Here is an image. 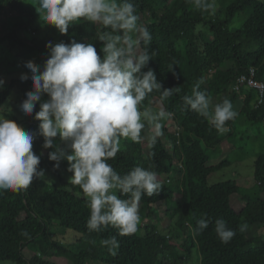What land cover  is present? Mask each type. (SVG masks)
<instances>
[{
    "label": "trees",
    "instance_id": "16d2710c",
    "mask_svg": "<svg viewBox=\"0 0 264 264\" xmlns=\"http://www.w3.org/2000/svg\"><path fill=\"white\" fill-rule=\"evenodd\" d=\"M219 1L221 4L217 5ZM131 2L140 18L138 23L152 35V59L142 71L154 70L163 89L177 88L164 101L160 100V92L154 90L141 110L163 108L174 115L173 121H162L160 131L165 139L158 137L152 145L148 137L153 127L146 126L141 143L122 138L120 151L108 163L121 175L137 165L156 172L161 192L142 196L138 232L120 236L112 226L99 232L89 231L88 198L70 181L64 188L53 181L34 178L27 189L0 191V263L59 264L54 258H60L68 264H264V152L255 160L251 187H245L242 177L210 183L211 177L232 164L229 157H219L223 140L228 134L231 139L234 137L230 129L236 117L217 130L207 118L186 110L183 103V97L191 95L195 84L202 80L200 90H206L211 101L216 100L212 108L228 99L235 110L242 95L233 88L237 79L255 68L256 79L264 81V0H215L214 15L196 9L190 0ZM35 12L23 0H0V46H8L19 56L37 54L42 60L37 65L41 67L49 57L48 42L93 43L98 55L103 56L102 42L96 36L98 26L83 19L70 26L67 34L59 32L58 41L57 32L54 37H27L24 30L36 21ZM242 12L246 19L241 27L233 29L232 23ZM2 17L5 21H1ZM139 48L143 50V43ZM18 81L13 79L0 89V111ZM19 82L23 86V102L33 85L31 79ZM241 92L246 97L239 115L250 122L264 121V102L257 106L259 91L245 87ZM43 96L49 99L47 94ZM39 105L40 102L27 118L9 110L4 112L7 119L34 134L32 150L41 158L38 167L62 179L61 172L68 170L69 162L62 161L56 169V162L49 160L55 147L43 148L40 121L35 119ZM167 124L174 128L170 133ZM56 140L55 144L62 143L59 136ZM165 218H169L166 227L146 222L157 219L161 223ZM202 218L211 221L209 227L194 236L193 229ZM216 219L226 221L236 233L227 244L214 230ZM245 224L246 230L240 231ZM54 226L61 227L64 234L53 233ZM25 231L28 236L22 235ZM67 233H71L76 249L65 245ZM112 236L120 245L115 256L101 244Z\"/></svg>",
    "mask_w": 264,
    "mask_h": 264
},
{
    "label": "clouds",
    "instance_id": "9594fccd",
    "mask_svg": "<svg viewBox=\"0 0 264 264\" xmlns=\"http://www.w3.org/2000/svg\"><path fill=\"white\" fill-rule=\"evenodd\" d=\"M190 2L202 12L215 14V0ZM37 11L44 23L61 34H67L69 27L82 19L98 26L96 36L102 42L103 56L98 55L93 43L48 42L49 57L43 67L31 60L25 64L30 76L21 74L20 79H31L33 90L26 93L20 109L31 115L42 96L48 95L49 99L40 103L35 114L40 121L39 134L44 137L43 148L55 147L49 160L56 162V169L62 161L69 162L68 171L73 173L70 183L79 186L88 198L89 231L99 232L112 226L120 236L135 234L141 223L142 196L160 193L162 184L154 171L137 165L121 175L108 160L117 156L122 138L141 143L146 126L157 130L148 137L152 145L157 142L162 135V121L170 119L173 113L163 108L141 110V105L154 90L160 92V100L164 101L177 88L163 89L154 70L142 71L152 59V35L138 23L140 18L131 0H39ZM201 83L202 80L195 84L191 95L183 97L184 107L222 130L238 113L228 99L210 110L211 97L206 90H200ZM4 84L0 79V88ZM239 99L244 105V99ZM58 136L60 145L55 144ZM34 138L32 132L14 120L0 116V191L19 192L27 189L34 178H45L44 170H38L41 158L32 150ZM210 222L198 220L193 235L207 229ZM246 228V224L242 225L240 231ZM214 230L225 244L236 234L223 219L215 220ZM101 244L108 247L112 256L117 255L120 245L115 236Z\"/></svg>",
    "mask_w": 264,
    "mask_h": 264
},
{
    "label": "rangeland",
    "instance_id": "374dc122",
    "mask_svg": "<svg viewBox=\"0 0 264 264\" xmlns=\"http://www.w3.org/2000/svg\"><path fill=\"white\" fill-rule=\"evenodd\" d=\"M23 4L35 9L36 21L31 22L29 25V29L24 30V34L27 37H31L32 35H37L40 37H51L57 32V37L55 40L58 41V34L59 31L52 25H48L41 20L40 13L37 11L38 0H23ZM221 1L217 2V5H220ZM24 18L28 17V15L23 16ZM5 17L1 18L3 21ZM246 19V14L242 12L239 17L237 16L234 22L232 23L231 27L238 28L241 27L244 20ZM5 21V20H4ZM6 31L4 30L2 33L4 34ZM56 35V34H55ZM54 37V36H53ZM3 45V44H2ZM0 46V79L5 81V84L2 88L5 87L6 84L10 83L13 79H17L21 81L20 76L21 74H28V69L25 67L26 62L33 61L35 64L40 63L41 57L37 54H30L25 56H19L16 51H11L8 46ZM44 64V61H43ZM16 82L13 86V93L8 98L5 105H3L2 110L0 111V116L7 118L5 115L6 110L14 112L16 115L20 117L27 118L29 115H25L21 109V98L24 96L22 91V82ZM48 100L44 96L42 97L41 102ZM216 101V100H215ZM212 100V104L210 105V109L215 102ZM40 102V103H41ZM243 107V100H238L235 112H241ZM168 132L173 131V127L170 124H167ZM225 131H229L224 129ZM231 133L234 134V137L231 139L226 136V138L222 142V154L220 153L219 160L223 159L224 157H229L232 164L229 167H225L219 171L216 175L210 178V183L214 184L220 181H225L229 179H235L242 177L245 179V187H251L254 183L252 182V176L254 173V164L257 156L264 152V121L261 122H250L242 115L236 116L234 123L231 127ZM156 129L153 127L152 131L149 133V137L156 133ZM165 139V134L160 135ZM57 141V140H55ZM46 152L44 151L43 154ZM38 170H44L41 167H38ZM45 172V178L42 180H46L49 182H55L58 186L68 188L65 184L66 182L70 181L71 176L73 175L72 172L68 170H63L61 172V178L58 176L52 175L48 172ZM177 177H179L177 175ZM254 188V187H253ZM255 190V189H254ZM179 196V194H177ZM236 206L240 208V204L237 202ZM150 221V223H159L163 227L167 226L169 223V218H165L163 222L157 221V219H146V222ZM145 222V220H144ZM53 233H59L61 235L64 234V230L61 227L54 226L52 228ZM66 237L65 245L70 249H76L77 245L71 241V233H67L64 235ZM59 264H68L65 259L54 258ZM0 264H17L13 262H1ZM192 264V263H191ZM194 264V263H193Z\"/></svg>",
    "mask_w": 264,
    "mask_h": 264
},
{
    "label": "built area",
    "instance_id": "2783aa9c",
    "mask_svg": "<svg viewBox=\"0 0 264 264\" xmlns=\"http://www.w3.org/2000/svg\"><path fill=\"white\" fill-rule=\"evenodd\" d=\"M245 87L255 88L259 91V102L257 106H259L260 104L264 102V81L256 79V69L255 68H251L250 73L248 75L245 74V75L240 76L237 79L235 86L233 87L234 90L239 91L242 94L241 97L243 99L246 97V94H243L241 90H243V88ZM172 117L169 119V121H173ZM176 134L177 135L180 134V129H178Z\"/></svg>",
    "mask_w": 264,
    "mask_h": 264
},
{
    "label": "crops",
    "instance_id": "0c3cea01",
    "mask_svg": "<svg viewBox=\"0 0 264 264\" xmlns=\"http://www.w3.org/2000/svg\"><path fill=\"white\" fill-rule=\"evenodd\" d=\"M237 116H239V115H237Z\"/></svg>",
    "mask_w": 264,
    "mask_h": 264
}]
</instances>
